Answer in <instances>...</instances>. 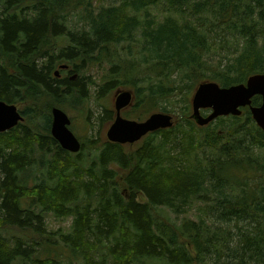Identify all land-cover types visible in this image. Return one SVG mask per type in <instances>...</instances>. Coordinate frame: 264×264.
<instances>
[{
	"label": "trees",
	"instance_id": "obj_1",
	"mask_svg": "<svg viewBox=\"0 0 264 264\" xmlns=\"http://www.w3.org/2000/svg\"><path fill=\"white\" fill-rule=\"evenodd\" d=\"M105 65L98 98L130 88L125 117L178 119L130 152L90 143L87 159L83 142L71 153L54 139L51 109L81 107L84 71ZM258 73L264 0H0V100L25 119L0 133V264H60L63 248L65 264H264V133L248 107L199 126L190 102L200 83ZM47 214L71 229L48 235ZM46 239L53 251L37 254Z\"/></svg>",
	"mask_w": 264,
	"mask_h": 264
},
{
	"label": "water",
	"instance_id": "obj_2",
	"mask_svg": "<svg viewBox=\"0 0 264 264\" xmlns=\"http://www.w3.org/2000/svg\"><path fill=\"white\" fill-rule=\"evenodd\" d=\"M61 69L68 68L63 64ZM60 77V71L55 72ZM262 96L260 106L253 105V98ZM134 101V94L129 90L120 92L115 101L116 118L107 131L110 142L135 144L146 135L160 129L171 128L174 125L172 114L155 112L146 120L137 121L122 115L123 110L130 107ZM249 107L252 117L264 133V73L250 76L246 83L224 87L214 81L200 83L192 99V117L199 126H206L218 117L241 116L242 108ZM211 110L204 116L203 110ZM51 134L59 145L66 151L78 153L82 149V142L71 130L72 120L68 113L58 106L51 109ZM24 121L17 104L0 100V133L9 131Z\"/></svg>",
	"mask_w": 264,
	"mask_h": 264
},
{
	"label": "rangeland",
	"instance_id": "obj_3",
	"mask_svg": "<svg viewBox=\"0 0 264 264\" xmlns=\"http://www.w3.org/2000/svg\"><path fill=\"white\" fill-rule=\"evenodd\" d=\"M97 5H98V3H97ZM97 5H95V7H97ZM108 68L109 67L107 65H105L102 69L101 68H99V69L93 68V69H89V70L84 71L83 74L88 76L89 80L92 79L95 82V84H93L91 87L90 86L88 87V94H89L88 99L79 108H71V107L62 108L61 107L63 110H65L68 113V115L70 116V118L72 120V124L70 126L71 130L76 134V136L80 139L81 142H83L84 144L87 145L88 149H85L84 154L82 155L84 158H87V159H90L89 158L90 143L95 142V145H100V144L105 143L106 141H109L108 137H107V131L116 118L115 101H116L117 95L120 92H123L125 90H129V91L133 92L134 99H135L134 91L131 90L130 88H126V87L118 88V89H112L105 96H102L100 98L97 97L98 90L100 89V86H101L100 79H103L102 75L108 70ZM69 69H71V67H68V70ZM66 73H67V70L65 69V73L64 74L61 73V74L66 75ZM74 77H75V75L72 76V78H74ZM193 95L194 94L192 93L191 99H190L191 105H192ZM17 105H18L20 110L23 108V104L19 103ZM132 105H134V101H133ZM129 108H127L126 110H129ZM107 110H109V112L113 111L112 112V118L113 119L110 120V119L106 118V117H109V115H107L108 113L106 112ZM204 111L205 110H203L202 112L204 113ZM159 112H161V111H159ZM124 113H125V110L122 112V115L125 117ZM163 113H167V112H163ZM206 113L207 112H205L204 114H206ZM169 114H171V113H169ZM172 115L174 116V123H175L178 119V116L176 114H172ZM149 116L145 117L142 120H139V119H133V120L143 121V120H146ZM24 122H25V119H24L23 123ZM231 122H232L231 120L227 119V123H231ZM215 123L217 124V120L215 121ZM39 125L41 127H43L44 126V120H40ZM50 128H51V125H50ZM137 143L125 144L124 148L127 152H130L136 148ZM260 152L264 156V154H263L264 149H262ZM91 158H93V156H91ZM29 171L32 172L33 168H30ZM36 175L41 180H44V175L42 173L38 172ZM30 183L34 184V180L31 179ZM138 199L140 202H147V199L143 196V194L139 195ZM188 212H189L188 214L190 216H192L193 213H195L194 210H189ZM159 214H161V213H159ZM163 214L169 216L172 219V221H180L182 218V216H176L174 213H163ZM46 224H47L46 227H47V234L48 235H51L52 233H57L61 229L68 232L72 227L73 218H65V219L56 218L52 214H47ZM12 235H18L19 237L24 238V239H27V238H30L33 236L37 237L36 235H34L30 231L20 230L17 228L11 229L10 233L7 236L12 237ZM38 238H40V237L38 236ZM53 240L57 242V237H56V239L53 238ZM55 248L58 251V248L57 247H55ZM53 249H54V247L51 245V241L49 239H46V250L43 251V249H42V251L39 253L37 252V254L43 256L44 252L49 253V252H52ZM61 251L62 252L59 253L60 255H59V257H57V260L60 262V264H65L66 262H69L68 260H70L72 258V254L66 248H63V250H61ZM53 255L56 256L58 254L53 253ZM20 261H21L20 259L16 260L13 264H20ZM74 264H78V262L74 261Z\"/></svg>",
	"mask_w": 264,
	"mask_h": 264
},
{
	"label": "flooded vegetation",
	"instance_id": "obj_4",
	"mask_svg": "<svg viewBox=\"0 0 264 264\" xmlns=\"http://www.w3.org/2000/svg\"><path fill=\"white\" fill-rule=\"evenodd\" d=\"M254 98H255V97H254ZM260 102H261V103H260ZM260 102H259L257 105H254V104H253V105H254V106H260V105L262 104V96H260ZM128 108H129V107H128ZM244 108H247V107H244ZM244 108H242V110H243ZM248 108H249V107H248ZM126 109H127V108H126ZM126 109H125V110H126ZM249 109H250V108H249ZM123 111H124V110H123ZM205 112H207V113L204 114ZM210 112H211V110H207V109H206V110L204 111V113L202 112V114H203L204 116H206V115H208ZM243 112H244V111H243ZM242 114H243V113H242ZM230 116H233V115H230ZM241 116H242V115H241ZM173 117H174V116H173ZM225 117H227V116H225ZM219 118H220V117H219ZM217 119H218V118H217ZM217 119H216V120H217ZM216 120H214V121H216ZM214 121H212V122H214ZM212 122H211V123H212ZM146 136H147V135H146ZM146 136H145V137H146ZM145 137H144V138H145ZM144 138H143V139H144ZM143 139H142V140H143ZM142 140H141V141H142ZM141 141H140V142H141Z\"/></svg>",
	"mask_w": 264,
	"mask_h": 264
},
{
	"label": "bare ground",
	"instance_id": "obj_5",
	"mask_svg": "<svg viewBox=\"0 0 264 264\" xmlns=\"http://www.w3.org/2000/svg\"><path fill=\"white\" fill-rule=\"evenodd\" d=\"M68 67H69V66H68ZM66 69H67V68H66ZM60 70H62V69H61V68H59L57 71H60ZM55 72H56V71H55ZM53 107H54V106H53ZM53 107H52V108H53ZM218 118H219V117H218ZM173 126H174V125H173Z\"/></svg>",
	"mask_w": 264,
	"mask_h": 264
}]
</instances>
